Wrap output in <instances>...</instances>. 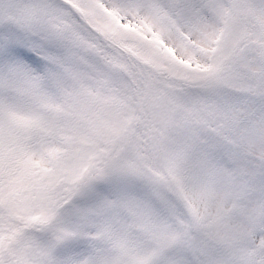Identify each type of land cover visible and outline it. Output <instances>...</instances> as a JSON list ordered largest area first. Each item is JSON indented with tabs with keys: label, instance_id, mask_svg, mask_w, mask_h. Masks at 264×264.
<instances>
[{
	"label": "trees",
	"instance_id": "16d2710c",
	"mask_svg": "<svg viewBox=\"0 0 264 264\" xmlns=\"http://www.w3.org/2000/svg\"><path fill=\"white\" fill-rule=\"evenodd\" d=\"M89 1L11 0L4 7L0 5V103L8 108L13 101L22 104L23 99L34 95L30 86L24 89L21 79L16 80V75H19L16 70L19 68H22L21 73L25 77H29L23 62L24 53L47 70L45 77L34 83L40 90L36 95L38 99L47 95L52 83L71 89L75 87L73 75L85 69L81 66V57L85 55L78 53V50H85L89 34H102L98 27L89 22L91 17L88 11L93 7L89 6ZM116 1L122 6L136 0ZM211 1L198 0L195 4H209ZM93 2L101 9H106V4L109 6L108 0L107 3L106 0ZM241 2L248 7L240 10L241 16L244 10L248 13L264 11V0ZM20 5L25 7L24 10L37 11L38 22L26 18H19L18 21L12 19V14ZM176 6L185 10L184 14L191 12L194 15L197 11L193 4L183 2ZM116 15L122 20L127 18L126 13L116 12ZM94 23L100 26L98 21ZM132 34V45L138 49L127 50L129 56L124 63V79L128 81L127 86L135 101V123L130 140L137 149L133 150L131 142H128L106 158L98 159L96 152L104 147L100 142H93L92 147L87 139L85 153L73 152L76 156L87 157L85 164L74 158L67 165L57 158L55 171L54 168L42 169L37 173L33 165L35 147H26V143L36 142L30 139L31 127L26 126L23 133L19 132L17 127L24 129L23 124L0 114L11 131L7 134L6 142L9 143L13 137L12 146L16 149L13 154L16 157L5 161L4 179L8 185L16 181L12 189L13 194H17L16 200L27 199L33 211L40 216L33 223L29 221L30 218L22 220L17 212L13 214L19 217L16 221L13 217L9 219V211H0V235L15 241L11 247L17 255L7 264H75L80 256L107 248L108 239L115 235L114 225L118 221L129 222L125 234L139 244L134 246L135 257L123 261V264H228L229 257H232L229 264H264V241L259 244L252 233L240 239L232 227L238 217L247 218L252 210L256 214L261 213L257 225L264 223V158L258 155L262 163L260 179L251 166L257 157L240 136L242 130L236 122L237 112L234 108V103L247 107L264 105V67L260 72L250 69L247 72L250 80L246 81L242 77L246 75L245 70L237 73L241 75V80L236 78L235 81L245 86L243 91L233 90L230 84L236 82H183L185 80H176V72L174 79L177 82H166L160 76L163 77L165 68L168 71L171 67H167L171 61L167 57L170 50L161 42L155 43ZM76 36L84 39L83 46ZM257 40L258 45L251 41L248 50H260L264 56V38ZM155 76L159 77L158 80ZM8 79L12 80V85L7 83ZM178 82L182 84L177 85ZM165 85L171 86L172 94L176 97L177 93L179 98L175 106L165 102L158 108L155 97H160ZM75 104L73 98V106ZM87 106H90L89 102ZM155 108H158L157 111H154ZM97 109L93 108L94 112ZM161 110L165 113L164 117ZM69 112H72L70 108ZM98 116L107 117L105 112ZM69 125L74 126L73 123ZM44 134H41L42 139L51 138L50 131ZM78 135L77 132L71 141L77 139ZM81 136L86 137L83 133ZM177 160L183 164L181 170L177 168ZM200 160L214 162L221 169L231 166L239 169L234 180L244 189L240 206L246 211L238 213L237 207L222 212L220 216L202 218L196 214L197 209L187 196L186 179L190 180L198 170L196 168L201 166ZM253 171L256 173L254 176ZM29 188L33 189L30 196L24 198L18 195ZM6 197L0 195V200ZM41 203L42 207L37 206ZM48 206L51 213L47 212ZM137 209L146 214H138ZM144 215L153 223L150 225L152 231L136 225V221ZM50 221H53L51 227H41ZM186 223L188 228L184 231L187 237L180 239L184 231L179 230ZM168 232L176 233L172 240L176 244L168 241ZM141 242H153L162 250H155L144 258L140 255ZM4 253L0 250V264L7 260Z\"/></svg>",
	"mask_w": 264,
	"mask_h": 264
},
{
	"label": "rangeland",
	"instance_id": "374dc122",
	"mask_svg": "<svg viewBox=\"0 0 264 264\" xmlns=\"http://www.w3.org/2000/svg\"><path fill=\"white\" fill-rule=\"evenodd\" d=\"M9 1L11 0H0V5L4 7L9 4ZM196 1L198 0H136L119 6L118 1L108 0L109 6L107 7L106 4V9H101V7L94 6L93 0H90L88 4L93 7L88 11L91 17L89 22L98 27L102 34H89L85 44L86 51L78 50V53L85 55V58L81 57L83 61L81 66L85 69L73 75V84L75 85L73 89L62 84L52 83L47 95L41 100L36 96L40 90L34 83L40 82L47 74V70L34 63L28 54H23V62L29 77H25L21 73L22 68H19L16 70L19 74L16 75V80L21 79L20 82L24 89L30 86L29 89L34 95L27 96L26 99H23L22 104L13 101L8 108L0 103V114L8 116V120L12 117L18 124H23L24 129H21V126L17 127L19 132L23 133L26 126L31 127L29 131H31L30 137L32 138L30 139L36 142L26 143V147H35L33 165L37 173L42 172V169H53L57 158L63 160L67 165L74 161V158L85 164L87 157L76 156L73 152L76 150L85 153L87 139L92 147H94L93 142H100L104 147L96 152L98 159L106 158L112 152L122 148L124 144L131 142V130L135 123L133 107L135 101L127 86L128 81L124 79V63L129 56L127 50L138 49L137 46L132 45V33L139 35L140 38L151 39L155 43L162 40L170 52L173 51L174 56L171 53L167 56L171 60L167 64V67L171 66L170 69L167 71L165 68L162 73L163 77L160 76V79H164L166 82H177L174 79L176 72V80H185L183 82H199L201 80L226 84L227 82H236L231 83L230 86L234 88L233 90L239 91L245 88L241 82L235 81L236 78L241 80L239 78L241 75L237 74L240 70L246 71V75H242L245 81L250 80L248 74L250 69L258 72L262 70L264 67L262 52L248 50V47L251 41H255V44L258 45L257 39L264 38V11L248 13L244 10L241 16L240 10L248 8L242 4L241 0H212L209 4L201 3L197 6ZM183 2L197 7L194 15L191 12V15H189L190 13L184 14L186 11L176 6ZM24 8L22 5L18 9L16 8L11 18H14L15 21H18L19 18L29 19L37 23V13H35L37 11L24 10ZM116 12L117 14L126 13L127 18L122 20L116 15ZM20 14L22 15L20 16ZM95 21L99 22L101 28L94 23ZM241 22L243 23L242 27ZM76 40H80L78 42L81 46L85 43L81 37L76 36ZM89 51L91 53H88ZM233 57L238 59L237 63H234L236 60ZM155 77L158 80L159 77ZM7 83L13 84L9 79ZM178 84H182V82H178ZM170 88L171 86L165 85L162 87L161 98L155 97L156 102L159 103L156 104L158 108L161 103L163 105L165 102L173 103L175 106L176 99L179 97L177 93L175 97L172 94L173 88L172 90ZM73 98L76 103L74 106ZM88 102L90 106H87ZM69 108L72 112H69ZM93 108L98 109L94 112ZM158 108H155L154 111H157ZM234 108L237 112L235 113L236 122H238L239 129L242 130L240 136L257 157L251 166L258 174L257 177L262 179L259 176L262 163L258 157L263 156L264 158V105L247 107L234 103ZM214 109L217 110L215 107ZM101 112H105L107 117L98 116ZM164 114V111L161 110L163 117ZM2 115H0V195L3 197L7 195V197L0 200V211H9V219L13 217V219L16 218V221L19 220V217L13 214L19 212L22 220L26 221L30 218L29 221L34 223L40 219L39 214L35 210L33 211L27 199L25 201L16 200L17 194L14 195V190L12 191L16 181L8 185L4 179L6 177L4 174L5 161L8 158L16 157L13 156L16 149L12 146L13 137L9 143L6 142L7 134L11 131ZM91 115L97 117H91ZM55 122H57L56 125H53ZM71 123L74 126H70ZM45 131L51 132L50 139H42ZM77 132L79 137L71 141L76 137ZM81 133L86 137H82ZM131 144L133 150L137 149L133 142ZM200 162L201 166L196 168L198 170L191 175L190 180L186 179L188 183L186 185L187 196L190 203L196 207V214L202 218L213 215L220 216L222 212L235 210L237 207L238 213L246 211V208L242 209L240 206V197L244 189L234 180L239 169L235 166L221 169L214 162L203 160ZM134 163L135 161L132 162V164ZM182 166V162L179 161L178 170H181ZM7 172L9 173V171ZM256 173L253 171V176ZM31 190L33 189L29 188L25 193L22 191L18 195L25 198L31 195ZM37 206L42 207V203ZM46 209L48 213L52 212L50 206ZM30 211L32 215H30ZM4 214L6 215V212ZM138 214L146 213L138 210ZM258 216H261V213L256 214V211L252 210V214L247 218L240 216L233 223L232 227L240 239H244L247 234L252 233L259 244L263 243L264 223L257 225ZM173 220L171 221L172 230L175 228ZM128 224L129 222L118 221L114 225L115 235L111 240L108 239V247L100 248L93 254L80 256L75 264H123V261L132 260L136 255L134 246L139 244L134 243L125 234ZM151 224L153 223L146 215L136 221L137 226L145 227L150 231H152ZM187 228L188 223L184 224L179 231H184ZM147 229H144L146 233ZM175 237L176 233L168 232V241L174 242L172 240ZM186 237L184 231L180 235V239ZM14 243L15 241L10 240L6 235H0V250L2 253L5 250L4 257L7 259L4 264L17 257L11 247ZM144 245L146 246L144 247ZM141 248L140 255L145 258L161 247L153 242H141ZM6 252L10 253V257L6 256ZM231 259L232 257L228 258V264Z\"/></svg>",
	"mask_w": 264,
	"mask_h": 264
},
{
	"label": "water",
	"instance_id": "95a60500",
	"mask_svg": "<svg viewBox=\"0 0 264 264\" xmlns=\"http://www.w3.org/2000/svg\"><path fill=\"white\" fill-rule=\"evenodd\" d=\"M51 225H52V223H49V224H47V225H43L42 227H46V226H48V227H49V226H51ZM6 256H7V257H10V253H9V252H7V253H6Z\"/></svg>",
	"mask_w": 264,
	"mask_h": 264
}]
</instances>
